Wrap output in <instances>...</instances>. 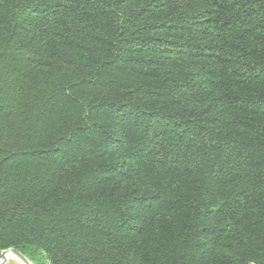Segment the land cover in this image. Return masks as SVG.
Masks as SVG:
<instances>
[{"label": "trees", "instance_id": "1", "mask_svg": "<svg viewBox=\"0 0 264 264\" xmlns=\"http://www.w3.org/2000/svg\"><path fill=\"white\" fill-rule=\"evenodd\" d=\"M264 264V0H0V258Z\"/></svg>", "mask_w": 264, "mask_h": 264}, {"label": "water", "instance_id": "2", "mask_svg": "<svg viewBox=\"0 0 264 264\" xmlns=\"http://www.w3.org/2000/svg\"><path fill=\"white\" fill-rule=\"evenodd\" d=\"M11 255L18 257L20 260H22V262H24V264H34L27 256H25L16 248H9L4 250L1 254L0 264H6Z\"/></svg>", "mask_w": 264, "mask_h": 264}, {"label": "rangeland", "instance_id": "3", "mask_svg": "<svg viewBox=\"0 0 264 264\" xmlns=\"http://www.w3.org/2000/svg\"><path fill=\"white\" fill-rule=\"evenodd\" d=\"M6 264H24L18 257L11 255Z\"/></svg>", "mask_w": 264, "mask_h": 264}]
</instances>
